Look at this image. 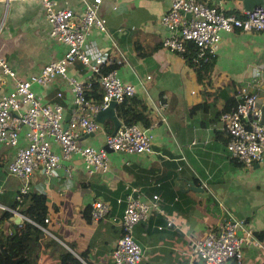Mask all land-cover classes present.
Here are the masks:
<instances>
[{"label": "crops", "instance_id": "1", "mask_svg": "<svg viewBox=\"0 0 264 264\" xmlns=\"http://www.w3.org/2000/svg\"><path fill=\"white\" fill-rule=\"evenodd\" d=\"M204 1L232 13L243 9L242 0ZM56 2L76 11L82 8L81 0ZM168 4L169 0H99L97 13L105 18L107 31H91L86 39L87 47L110 51L114 59L108 67L134 86L131 97L139 99L137 108L146 107L150 119L152 151L108 150L106 169L87 173L77 153L62 158L59 146L50 139L59 165L49 176L34 170L26 191L44 194L48 234L59 235L84 264H111V250L120 233L118 218L129 192L140 200L152 193L162 198V212H151L133 226L134 239L143 246L137 264H205L185 252L187 240L202 236L229 215L242 219L250 232L238 229L243 237L239 264H264V150L260 160L248 167L229 157L219 118L241 87L255 91L259 105H264V29L222 31L213 62L198 78L183 56L161 45V38L170 34L159 22ZM49 29L39 0H0V56L16 75L35 73L62 55L65 45L50 37ZM67 74L89 81L95 76L77 61L68 65ZM9 87L10 80L2 77L0 91ZM32 89L43 101L62 105L64 122L77 109L60 76L46 86L33 84ZM98 123L99 129L79 136L82 144H103L113 123L107 117ZM13 151L14 146L0 142V215L2 208L11 211L0 219L4 234L15 223L16 210L10 205L20 184L5 169ZM64 165L71 168L69 176ZM94 199L110 204L108 214L97 221H91L86 211ZM166 217L172 218L169 225H164Z\"/></svg>", "mask_w": 264, "mask_h": 264}, {"label": "built area", "instance_id": "2", "mask_svg": "<svg viewBox=\"0 0 264 264\" xmlns=\"http://www.w3.org/2000/svg\"><path fill=\"white\" fill-rule=\"evenodd\" d=\"M39 2L50 23L48 35L65 45L62 55L45 62L37 72L25 77L16 75L7 60L0 56V82L2 77L10 80L9 89L0 91V142L14 146L5 169L20 180L15 194L17 201L28 189V178L34 170L40 169L45 176H49L59 165L60 157L50 148V139L59 146L62 158L67 159L77 153L87 172L107 167L108 150L128 154L152 151L151 126L139 122L120 121L113 132L105 131L101 146L80 142L81 134L100 128V123L94 119L95 112L104 108L110 100L117 103L131 96L135 91L134 86L122 80L114 68L108 67L114 59L110 51L87 47L86 39L91 31H107L105 18L97 13L99 0H81L82 8L79 11L60 6L56 0ZM159 22L170 29V34L160 40L163 47L183 56L186 44L190 42L195 46L197 56H203L207 52L213 53L222 31L263 30L264 5L243 8L235 14L204 0H169ZM76 61L86 71L95 74L91 81H96L101 87L99 101L92 102L84 96L83 90L91 81L67 74L68 65ZM115 61L119 62V58L115 57ZM101 67L107 69L101 71ZM55 76H60L67 83L77 107L66 122L62 119L63 107L58 101H43L32 89L33 84L48 85ZM145 78L149 76L145 75ZM59 95L57 91L56 96ZM162 105L160 103L159 106ZM219 118L226 134L225 149L229 157L247 167L259 161L264 150V123L259 120L257 93L241 87L234 104L220 112ZM63 169L69 176L70 166L64 165ZM161 201L157 193H152L145 200H140L132 192L125 195L118 218L120 233L111 250V264L138 263L141 250L134 239L133 226L151 212H162ZM109 209L108 201L94 199L89 203L88 216L91 221H97L105 217ZM12 213L21 221L29 220L18 211ZM171 222L172 218L166 217L164 225ZM239 228L250 235L242 219L229 215L210 225L202 236L190 237L185 252L197 255L205 264H239L243 248ZM41 229L49 233L45 227L41 226ZM252 242L257 243V240L253 238Z\"/></svg>", "mask_w": 264, "mask_h": 264}, {"label": "trees", "instance_id": "3", "mask_svg": "<svg viewBox=\"0 0 264 264\" xmlns=\"http://www.w3.org/2000/svg\"><path fill=\"white\" fill-rule=\"evenodd\" d=\"M235 14H238V12ZM182 55L187 63L194 68L198 78L201 76L200 71L205 70L214 59V54L211 52H207L203 56H197L195 46L190 42L186 44ZM106 69V67L100 68L101 71ZM83 93L86 99L97 102L101 97V87L96 81H91L83 90ZM131 96L124 97L120 102H117L115 107L117 117L122 123L139 122L143 125H149L150 119L147 117L146 107L140 105L137 108L136 104L139 99ZM230 106L220 112L227 110ZM85 172L87 171L85 170ZM44 197L42 193L26 191L21 194L20 200L14 199V202L10 205L12 209L22 213L29 220L21 221L19 219V222L13 224L8 234H4L0 228V264H84L70 250V245L67 242H64L67 246L60 242L59 235L54 232L49 235L41 229V226L46 228L47 222L44 221L46 217ZM15 203L18 204L17 207ZM88 209L89 206L86 208L87 216ZM1 212L0 219L11 213L6 208H2Z\"/></svg>", "mask_w": 264, "mask_h": 264}, {"label": "water", "instance_id": "4", "mask_svg": "<svg viewBox=\"0 0 264 264\" xmlns=\"http://www.w3.org/2000/svg\"><path fill=\"white\" fill-rule=\"evenodd\" d=\"M242 3H243L244 9H250L253 6L258 5V4L264 5V0H242ZM187 14H189V13H187ZM115 104H116V102L114 100H110V101H108L107 105L104 108L99 109L94 114V119L98 122H102L103 119L106 117L109 118L113 123L112 132L116 129V127L120 123V121L118 120V118L114 114ZM259 120L261 123H264V105L260 106V118H259ZM192 187H194V186L192 185ZM14 222H19V218L15 217ZM135 241L138 243L140 250H142V247H143L142 244L138 240H135Z\"/></svg>", "mask_w": 264, "mask_h": 264}, {"label": "rangeland", "instance_id": "5", "mask_svg": "<svg viewBox=\"0 0 264 264\" xmlns=\"http://www.w3.org/2000/svg\"><path fill=\"white\" fill-rule=\"evenodd\" d=\"M244 166V165H243Z\"/></svg>", "mask_w": 264, "mask_h": 264}]
</instances>
